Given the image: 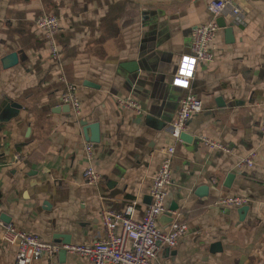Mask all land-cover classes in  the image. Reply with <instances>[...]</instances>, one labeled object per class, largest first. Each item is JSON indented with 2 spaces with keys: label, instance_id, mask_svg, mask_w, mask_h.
<instances>
[{
  "label": "crops",
  "instance_id": "0c3cea01",
  "mask_svg": "<svg viewBox=\"0 0 264 264\" xmlns=\"http://www.w3.org/2000/svg\"><path fill=\"white\" fill-rule=\"evenodd\" d=\"M210 1L0 0V59L19 56L16 65L0 66V221L7 216L46 240L63 234L92 243L105 234L104 204L123 210L137 201L142 211L150 203L162 149L175 144L159 225L168 230L177 207L189 229L176 247L162 248L158 263L264 264V0H230L239 13L226 9L212 42L214 61L196 68L192 90L203 110L188 125L191 139L179 142L170 133L187 93L173 76L191 51L195 27L209 19ZM42 12L60 19V62L36 27ZM63 73L79 85V116L61 100ZM127 96L142 113L118 105ZM95 124L94 165L103 180L88 185L84 129ZM201 136L233 151L210 149ZM252 150L255 164L238 168ZM226 196L248 203L219 206ZM2 233L0 222V264H13L17 248ZM32 264L92 263L68 253Z\"/></svg>",
  "mask_w": 264,
  "mask_h": 264
},
{
  "label": "built area",
  "instance_id": "2783aa9c",
  "mask_svg": "<svg viewBox=\"0 0 264 264\" xmlns=\"http://www.w3.org/2000/svg\"><path fill=\"white\" fill-rule=\"evenodd\" d=\"M230 4V0H211L208 3L209 19L195 27L191 36V51L180 58L173 76V84L187 90V93L180 99L174 120L170 125V133L176 141H183L181 136L187 132L192 117L203 110V100L192 90V83L198 64H209L215 59L212 42L223 27L221 18ZM233 12L238 14L239 9L233 7ZM36 27L48 43L51 58L60 62L61 50L56 40L57 33L61 29L59 17L51 12H42L36 18ZM60 79L65 83L61 94L62 102L69 104L75 115L79 116L82 112L78 96L79 85L69 80L65 73ZM117 103L137 113L143 112L140 102L133 97H118ZM260 130L264 134V111ZM200 141L210 149H220L227 153L233 151L228 145L207 136H201ZM85 149L87 166L83 172V180L88 185H96L103 180V175L94 165L95 143L86 142ZM176 150L175 144L162 149L163 160L153 178L151 201L142 207V211L137 209V201L130 202L123 210L103 205L101 224L105 234L92 243L46 240L38 234L17 227L12 222L0 221L3 227L2 241L17 248L13 264H32L43 256L55 258L61 250L88 258L92 264H159L162 248L176 247L189 229L187 222L176 210L172 211L173 219L168 230L159 225L160 216L167 210L168 189L173 184V161ZM256 156L257 151L252 150L241 158L236 166L251 167L255 164ZM217 203L224 208L242 207L248 203V198L226 196L220 198Z\"/></svg>",
  "mask_w": 264,
  "mask_h": 264
},
{
  "label": "water",
  "instance_id": "95a60500",
  "mask_svg": "<svg viewBox=\"0 0 264 264\" xmlns=\"http://www.w3.org/2000/svg\"><path fill=\"white\" fill-rule=\"evenodd\" d=\"M229 6H231L232 8L234 7L232 5V3ZM221 21H222V26H224L223 17L221 18ZM18 62H19V56H18L17 52L14 51V52H11V53L3 56L0 59V66L2 68L6 69V68H10V67L16 65ZM136 69H137V66H135V70ZM90 85H93V84H90ZM66 106H67L68 109H70V105L69 104H67ZM88 129H91V131H92L91 136H88V133H87ZM84 133L86 134L87 141H91V142H94V143L95 142H99L100 134H99V129H97V125L96 124H95V126L94 125H89V126L87 125V127L84 129ZM181 137H182L183 141H187L188 139H191L190 136L187 134V132L183 133ZM192 140H193V138H192ZM229 178H231V176ZM176 209H177V207H173L172 208V210H176ZM2 218H3V220L6 223H10V218L9 217L2 216ZM54 240L56 242L62 241L63 243H71V239L69 237H67L66 235H63V234H57L56 236H54ZM59 254L65 259V257L67 256L68 253L65 250H61L59 252Z\"/></svg>",
  "mask_w": 264,
  "mask_h": 264
}]
</instances>
